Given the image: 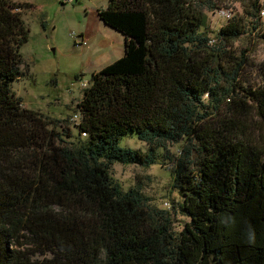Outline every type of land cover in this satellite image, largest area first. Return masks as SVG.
<instances>
[{
    "label": "trees",
    "instance_id": "trees-1",
    "mask_svg": "<svg viewBox=\"0 0 264 264\" xmlns=\"http://www.w3.org/2000/svg\"><path fill=\"white\" fill-rule=\"evenodd\" d=\"M263 1L107 0L96 14L123 55L91 73L73 133L12 92L31 5L0 0V264H264V64L250 81L234 46L264 43ZM214 11L230 15L211 32ZM130 135L144 150L120 146ZM155 163L188 219L178 232L114 177Z\"/></svg>",
    "mask_w": 264,
    "mask_h": 264
},
{
    "label": "rangeland",
    "instance_id": "rangeland-1",
    "mask_svg": "<svg viewBox=\"0 0 264 264\" xmlns=\"http://www.w3.org/2000/svg\"><path fill=\"white\" fill-rule=\"evenodd\" d=\"M11 1L31 5L22 12L29 29L28 41L21 48L23 75L12 82L11 90L21 98L25 107L59 120L57 125L66 126L75 133L74 125L79 118L76 103L83 89L89 86L91 73L123 55L122 35L104 25L96 14V9L105 7L107 0H73L66 3L63 0ZM228 11L232 15L240 13L239 3L232 4ZM261 16L264 28V15ZM225 17L215 11L208 13V30H217L225 23ZM42 20L46 23L44 29ZM234 46L238 52L247 50L249 80H259L261 73L257 72V68L264 64V43L256 37H241L234 42ZM57 129L60 130L59 127ZM126 145L140 150L145 148L134 135L120 141V146ZM178 145L172 146L171 150L176 151ZM113 172L124 187L138 184L148 201L172 213L175 231H180L188 221L179 213L177 206L171 205V199L178 197L169 181V165L155 163L145 168L122 164L114 166Z\"/></svg>",
    "mask_w": 264,
    "mask_h": 264
},
{
    "label": "built area",
    "instance_id": "built-area-1",
    "mask_svg": "<svg viewBox=\"0 0 264 264\" xmlns=\"http://www.w3.org/2000/svg\"><path fill=\"white\" fill-rule=\"evenodd\" d=\"M221 14H224L226 17H228L230 14L228 13V12H226V11H221L220 12Z\"/></svg>",
    "mask_w": 264,
    "mask_h": 264
}]
</instances>
